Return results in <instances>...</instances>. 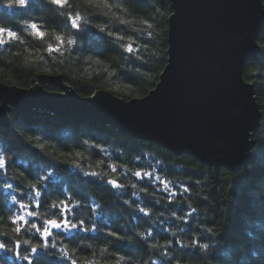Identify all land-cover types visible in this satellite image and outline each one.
Listing matches in <instances>:
<instances>
[{"label":"trees","instance_id":"obj_1","mask_svg":"<svg viewBox=\"0 0 264 264\" xmlns=\"http://www.w3.org/2000/svg\"><path fill=\"white\" fill-rule=\"evenodd\" d=\"M171 13L170 0H69L64 8L52 6L47 0H29L28 8L0 6V27L17 33L11 42L0 45V82L21 88L40 84L47 91H56L55 86L40 82L38 77L61 75L63 83L83 97L100 90L123 99L142 97L154 88L166 64ZM75 16L81 17L79 28L72 27L70 17ZM32 23L39 26L43 37L33 34L29 27ZM97 25L103 26L104 31ZM57 36L63 38V44L56 40ZM70 38L75 44L66 43ZM4 39L8 41L6 34ZM257 42L260 52L254 61L243 66L242 73L245 81L253 84L260 125L253 134L252 158L233 173L224 167L216 172L191 155L177 156L161 145L128 136L90 118L39 109L11 110L9 124L0 125V151L9 165L0 172V242L13 249L17 238L23 241L28 235L24 230L13 231L9 218L19 209L8 204L4 185H13L18 202L29 203L25 195L31 191L29 184L39 185L50 170L54 177L42 185L48 189L47 202L42 197L39 208L33 203L28 209L42 214L38 222L32 221L39 225L43 219L53 218V213L59 218L58 209L49 210L55 200L73 196L85 205L74 212V218H83L89 227L95 225L99 230L80 232L65 241L63 247L76 249L74 258L78 261L115 264L120 255L131 257L128 264L157 260L158 252L135 236L151 229L154 238L149 243L180 242L172 244V254H178L180 264H264V30ZM49 46L53 51L48 50ZM129 46L131 52L127 50ZM97 144L106 153L96 148ZM77 152L83 159L75 155ZM73 161L84 170L97 171L105 180L117 179L124 186V194H115L99 180L85 183L91 178L84 177ZM110 166L117 171L113 172ZM137 170H155L177 190L175 200L169 202L162 186L135 178L133 173ZM182 186L191 191L181 196ZM134 191L138 196L132 195ZM125 199L143 201L141 206H147L154 215L150 219L143 217L134 211L137 204L132 203L129 208L123 203ZM93 202L99 205L95 214L89 211ZM191 208L197 211L187 223L171 217L173 211L185 215ZM110 230L132 235L133 240L112 243L114 238L107 236ZM171 231H177V235L173 237ZM193 240L207 248L181 247ZM54 241L58 244L57 238ZM104 247L111 255L100 253ZM46 251L48 255L56 253L54 248ZM10 252L13 250H0V264H16L10 262ZM52 260L48 257L46 263L52 264Z\"/></svg>","mask_w":264,"mask_h":264},{"label":"water","instance_id":"obj_2","mask_svg":"<svg viewBox=\"0 0 264 264\" xmlns=\"http://www.w3.org/2000/svg\"><path fill=\"white\" fill-rule=\"evenodd\" d=\"M170 1L167 61L146 95L123 99L100 90L83 97L50 74L38 79L56 91L0 82V125L9 124L11 110L90 118L177 156L191 155L216 172L238 170L252 158L260 125L255 90L242 69L260 52L262 0Z\"/></svg>","mask_w":264,"mask_h":264},{"label":"snow or ice","instance_id":"obj_3","mask_svg":"<svg viewBox=\"0 0 264 264\" xmlns=\"http://www.w3.org/2000/svg\"><path fill=\"white\" fill-rule=\"evenodd\" d=\"M48 4L52 6H56L59 8H64L69 4V0H47ZM0 6L6 8V9H13L14 7L18 8H28L29 6V0H0ZM107 7V5H105ZM71 24L73 28H79V21L81 20V17L75 16L70 17ZM87 23V21H85ZM31 30L33 31V34L36 36H44V33L40 31L39 26L36 23H32L29 25ZM97 27L100 28V31H104V27L97 25ZM5 34L8 37V41L4 39ZM109 35H112V33H108ZM17 37V33L15 31H12L7 28L0 27V45H4L6 43L11 42L13 39ZM56 40L60 42L61 44L64 43V40L61 36H57ZM68 45L75 44L74 39H68L66 41ZM49 51H53L51 46H49ZM129 52L132 51L131 46L127 49ZM89 142L87 140L84 141V144H88ZM43 147V145H41ZM96 148L100 149V151L106 153V149H103L100 147L99 144L95 145ZM69 154H65V158H67ZM76 156L81 157L83 159V156L81 153L77 152L75 153ZM74 166L82 171L84 177H89L91 179L85 181V183H96L97 180L100 181V183L104 186H106L109 189H112L115 191V194L117 195H123L124 194V186L120 184L117 179L113 178H107L106 180L104 177L101 176L100 173L97 171H88L84 170L79 163H75L73 161ZM8 160L7 157L4 155H0V172H3L8 167ZM99 166V165H97ZM112 168L113 172L117 171V168L115 166H110ZM134 177L137 178L139 181H147L148 184L153 185H160L161 191L168 196L169 202H173L175 198L178 195L177 190L174 189L173 186H171L168 182L163 180L160 176L155 174V170L149 172V171H142L137 170L133 173ZM49 177H45L39 181V185L37 183H30L29 187L31 189L30 192L25 193L29 197V199L34 202L35 207L39 208L41 204V198L43 197L45 202H47V192L48 189L43 188L42 185H44ZM9 190H13V185L10 183H6L4 185ZM133 188L136 187V185L132 186ZM191 191L189 187L182 186L179 190V194L183 196L184 194H187ZM146 192V190H145ZM147 194V192H146ZM132 195L134 197L138 196L137 192H133ZM13 204H17L18 200L15 195L11 197ZM156 203H159V201H155ZM179 202V201H176ZM123 203L128 205L129 208L132 207V203H136L137 207L134 209V211H138L143 215V217L151 218V215H154V213L150 212V209L147 206H141L143 204V201L137 200L130 202L129 200L125 199L123 200ZM19 207L21 210L28 209L29 205L20 203ZM82 207H85V205L79 201L75 200L73 196H66L64 199L55 200L50 205V211L52 209H58V216L59 218H55L57 216V213H53V218H45L43 219V222L41 225H38L35 222L29 223L28 217H38L42 215L38 211H32L27 210L23 211L22 214H17L15 216L10 217L12 224L14 225L13 231L14 233H21L22 230L24 231H33L37 234H39L40 238H43L42 243H32L30 240H23L21 241L19 238H17L13 244V249L15 258L17 260L25 261L26 264H32V257L35 256L37 260H39V255L41 250H47L49 247L56 248V244L49 243V238L53 237V229L57 230V233H64L68 236H72L73 234H78L80 232L88 233L93 231H98L95 227V225L89 227L86 221L81 219H75L74 218V212H78V210ZM99 205H96L95 202H93L92 206H89V211L92 214H95L97 211V208ZM190 207V206H189ZM196 208H191L189 212H187L185 215H178L176 211H173L171 213V217L175 220H179L183 223L188 222V217H191L194 213H196ZM129 215H132V213H129ZM133 219H137V217L133 216ZM126 223H130L126 222ZM155 223V221H153ZM26 226V227H22ZM159 227V225H157ZM123 227V226H121ZM166 231H170V229H165ZM129 231H134V229H129ZM178 231H183V229H178ZM210 231V229H209ZM6 235V234H5ZM171 235L175 237L177 235V231H171ZM107 236L113 237L114 240L112 243H114L117 240H128L132 241L133 236L132 235H120L117 231L110 230L107 233ZM136 237H139L141 241L148 244V246L153 249L154 251L158 252V259L152 260L151 258L145 262V264H164V261H167V264H180V260L178 258V254H172V244L173 243H180L179 241H172L169 240L165 244L160 245L158 243H149L150 240L154 238V233L151 229H145L144 231L135 233ZM139 242V241H137ZM27 246V247H25ZM87 246V245H85ZM182 248H198V249H205L207 248V245L205 244H198L196 241H191L188 244H182ZM13 249H9L6 243L0 242V250H3L5 252L12 251ZM164 249H167V251H164ZM76 249H68L65 245L60 249L59 255L61 259L65 261H69V264H78V260L74 258ZM101 254H110L109 249L107 247L101 248L100 250ZM179 251V250H178ZM27 253V254H25ZM45 255H47V251L44 252ZM53 255H56V253H53ZM111 255V254H110ZM131 260V257H127L124 255H120L118 259H116L115 264H121V262H124V264H128V261ZM85 264H93V261L86 260Z\"/></svg>","mask_w":264,"mask_h":264},{"label":"flooded vegetation","instance_id":"obj_4","mask_svg":"<svg viewBox=\"0 0 264 264\" xmlns=\"http://www.w3.org/2000/svg\"><path fill=\"white\" fill-rule=\"evenodd\" d=\"M41 225V224H39ZM26 233L28 234L27 235V240H30L32 241V243H42L43 242V238H40L39 237V234L35 233L34 230L33 231H26ZM76 234H73L72 236H68L67 238H65V236L63 235V233H57V230H53V237H50L49 238V242L54 243V244H57V241L55 242V238L58 239V244L60 246H58V244L56 245V248H54L56 250V255H53V253H50L49 255H45L44 252L46 250H41L40 253H38L39 255V260L36 259L35 256L32 257V264H41V263H44V264H47L46 263V260L48 259V257L52 258V264H64L63 262V259H61L60 255H59V252H60V249L63 247L65 241L67 240H70L73 236H75ZM29 237V239H28ZM78 238L83 239L82 238V235H80ZM27 247V246H25ZM50 251L53 250V248L49 247ZM14 249H13V253L10 252L8 257H9V260L11 263H16V264H26L25 261H21V260H17L15 258V255H14ZM27 254V253H25ZM87 260V259H86ZM86 260H83V261H78V264H85V261ZM67 264H69V261H66ZM96 264V263H95Z\"/></svg>","mask_w":264,"mask_h":264},{"label":"rangeland","instance_id":"obj_5","mask_svg":"<svg viewBox=\"0 0 264 264\" xmlns=\"http://www.w3.org/2000/svg\"><path fill=\"white\" fill-rule=\"evenodd\" d=\"M248 82V81H247ZM9 85V84H8ZM133 98H135V97H133ZM118 130V129H117ZM119 131V130H118ZM122 133V132H121ZM124 134V133H123ZM254 134V133H253ZM252 139H253V136H252ZM0 155H1V151H0ZM54 172L53 171H48L47 172V174H46V176L45 177H54V174H53ZM3 191L5 192V193H7L8 194V204L10 205V204H12L14 207H15V209H19L17 212H12V214H11V217L12 216H15V215H17V214H22L23 213V211H27V210H32V209H25V210H21L20 209V207H19V204L21 203V202H18L17 204H13V202H12V199H11V197L13 196V195H15L16 197H17V194L15 193V191H12V190H10L9 191V189H7L6 187H4L3 188ZM29 198V197H28ZM17 200H18V198H17ZM29 203H23V204H26V205H29V204H33L34 202H32L30 199H29ZM14 209V208H13ZM38 217H28L27 219L32 223V221H34V220H36L37 222H38V219H37ZM41 222H43V221H41ZM53 230H55V229H53ZM63 235L65 236V238H67L66 237V234H64L63 233ZM50 244H51V242H49Z\"/></svg>","mask_w":264,"mask_h":264}]
</instances>
